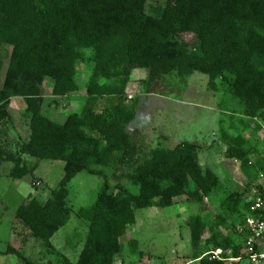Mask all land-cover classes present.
Instances as JSON below:
<instances>
[{
	"label": "trees",
	"instance_id": "1",
	"mask_svg": "<svg viewBox=\"0 0 264 264\" xmlns=\"http://www.w3.org/2000/svg\"><path fill=\"white\" fill-rule=\"evenodd\" d=\"M147 7L148 0H0V47L11 49L0 86V164H14L9 173L14 180L36 170L10 150L4 125L16 98L24 100L30 120V136L19 154L64 162V175L48 200L42 204L32 199L15 212L13 221L20 227L23 245L38 240L54 254L50 240L71 218L69 186L80 173L97 176L103 183L95 202L78 212L89 231L75 264H116L115 257L123 250L120 239L135 225L137 210L169 208L182 196L202 208L220 188L219 176L201 162V145L184 141L173 148L153 149L124 174L136 191L119 184L115 194L110 192L108 176L93 166L107 167L118 157L132 160L136 154L139 131L130 133L128 126L136 119L141 96L126 94L135 70L148 72L146 93L151 92V83L170 76L185 86L193 74H204L213 92L217 81L227 82L237 114L247 123L237 135L221 129L225 157L264 173V152L244 135L252 124L255 134L264 124V0H164ZM186 34L194 36L192 43L184 40ZM86 60L93 66L85 82L84 104L59 123L45 112L44 82L53 81V97L77 94L81 90L77 64ZM2 69L0 59V73ZM102 99L105 107L97 111ZM248 204L242 192L225 196L219 232L211 236L207 253H199L206 229L203 217L189 218L192 261L231 264L226 259L240 255L236 227ZM222 229L229 234L219 240ZM138 244L131 240L128 246L142 255ZM217 249L224 260L213 258ZM10 254L30 264L11 246L0 250V255ZM54 255L56 264H74Z\"/></svg>",
	"mask_w": 264,
	"mask_h": 264
},
{
	"label": "rangeland",
	"instance_id": "2",
	"mask_svg": "<svg viewBox=\"0 0 264 264\" xmlns=\"http://www.w3.org/2000/svg\"><path fill=\"white\" fill-rule=\"evenodd\" d=\"M163 2L164 0H148L147 9L151 5ZM183 38L187 43L194 41L191 34H186ZM10 51L9 47H0V59L3 62L0 86L9 62ZM86 55L89 56L90 53L86 52ZM92 66L87 60L78 62L77 83L81 90L69 98L53 97V81L50 78L45 80L43 90L47 98L45 112L53 120L63 123L69 114L81 110L84 104L81 100L86 92L85 82ZM147 82L148 72L135 70L126 87L128 97L141 96L136 119L128 126L130 133L139 131L136 154L131 156L132 160L120 161L118 157L116 162L107 167L93 166L108 176L110 192L115 194L119 184L136 191L137 188L127 181L124 174L129 172L134 164L143 162L153 149L173 148L184 141L197 142L201 145V162L219 176L221 186L209 200L204 201L202 208L188 197L182 196L176 198L174 205L169 208L152 207L137 210L136 223L130 226L120 239L123 250L115 257V261L116 264H199V260L192 261L194 253L188 226L189 218L196 214L203 217L206 229L199 253H207L211 249L208 243L211 236L219 232L217 222L223 215L221 205L225 196L232 192H242L247 196L259 179V169L243 168L236 160L225 157L227 147L221 139L222 128L230 135H237L245 128L247 120H243V117L237 114L239 108L227 92V82L217 81V90L213 92L209 88V77L204 74H193L187 79L185 86L180 84L176 77L170 76L151 83L149 88L151 92L146 93ZM104 107L105 100L102 99L96 109L100 111ZM25 110L26 104L23 99H13L9 106L10 121L4 128L7 129L9 143L12 144L10 150L36 170L22 180H14L9 176L14 164L12 162L0 164V250L5 251L11 246L19 250L30 264H56L58 257L54 255L56 253L75 264L89 231V224L79 218L78 212L95 202L103 181L87 173H80L71 181L68 200L71 218L50 240L54 254L49 253L38 240L32 239L27 245H23V238L18 235L20 227L13 221L15 212L32 199L44 204L64 175L62 161H40L19 154L20 146L28 141L30 136V120ZM230 111L235 113L231 114ZM244 135L252 139L258 150H264L260 140L261 134L253 135L251 128L248 127ZM221 234L219 240L229 233L222 229ZM131 240L139 242V251L143 252L142 255L134 254L130 250L128 244ZM0 264L27 263L10 254L0 255Z\"/></svg>",
	"mask_w": 264,
	"mask_h": 264
},
{
	"label": "built area",
	"instance_id": "3",
	"mask_svg": "<svg viewBox=\"0 0 264 264\" xmlns=\"http://www.w3.org/2000/svg\"><path fill=\"white\" fill-rule=\"evenodd\" d=\"M255 124V123H254ZM254 124L251 125L253 135ZM261 130L256 134H261V142L264 149V124L260 123ZM264 152V150H263ZM247 197L249 204L241 216L240 224L236 227L238 243L241 252L238 257L227 258L231 264H264V173H259V179L251 187ZM223 251L217 249L212 252L213 258L222 259Z\"/></svg>",
	"mask_w": 264,
	"mask_h": 264
}]
</instances>
